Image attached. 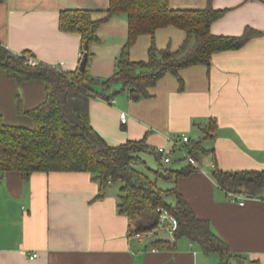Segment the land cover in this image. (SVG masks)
<instances>
[{"label":"crops","instance_id":"1","mask_svg":"<svg viewBox=\"0 0 264 264\" xmlns=\"http://www.w3.org/2000/svg\"><path fill=\"white\" fill-rule=\"evenodd\" d=\"M108 3L1 0L0 44L15 53L28 51L37 61L75 70L81 36L59 29V13L89 9L97 11L94 16L98 17ZM169 5L196 10L205 8L207 0H169ZM211 6L224 10L211 23V33L239 36L250 28L256 34L239 48L213 53L208 66L183 67L177 75L166 72L145 97L131 100L123 91L110 101L92 98L89 120L111 146L144 139L154 151L162 146L172 153L179 150L183 156L191 142H198L201 152L193 157L195 164L183 156L186 162L167 168L179 171L191 165L195 170L187 176L168 175L167 180L232 253L224 264L247 260L264 264V196L246 195L245 203L239 205L229 200V191L219 187L212 176L215 165L229 172L264 169V0H212ZM97 37L90 44L89 72L106 78L113 73L126 42V15L112 16L97 29ZM185 37L174 26L158 28L153 37L139 35L129 58L146 61L152 38L158 50L174 51ZM119 88L114 85L106 94ZM44 100L42 81L18 83L0 71V116L6 124L32 127L27 111ZM121 113L126 114L124 123ZM181 134L189 142H178L175 147ZM112 184L105 196L96 198L98 184L87 172H34L26 179L17 171L1 174L0 264L221 263L219 253H205L186 237L175 240L173 247L153 246L150 239L145 243L133 237L135 223L119 213V190ZM32 253L37 256L29 259Z\"/></svg>","mask_w":264,"mask_h":264},{"label":"trees","instance_id":"2","mask_svg":"<svg viewBox=\"0 0 264 264\" xmlns=\"http://www.w3.org/2000/svg\"><path fill=\"white\" fill-rule=\"evenodd\" d=\"M211 1L207 0V6L203 9L191 10L173 9L169 0H109L108 7L100 11L98 17L94 16L97 11L89 9L60 11L59 29L77 32L81 36L82 55L79 59L87 52L84 71H80L79 65L75 70L66 71L58 65L37 60L34 64H28L27 57H32V53H15L0 44V71L18 83L40 80L45 84V100L27 111L33 122L32 127L6 124L0 116V175L17 171L26 179L34 172H87L98 184L96 198L105 196L109 183L119 182L117 209L135 223L133 232L155 228L159 216L157 208H165L177 220L173 231L175 240L186 237L205 253L217 252L221 255L220 264H224L226 258L233 256L232 253L211 229L210 223L195 214L176 185L162 190L146 173L133 166L140 159L141 152L154 153L160 160L146 141L128 140L111 146L89 120V102L92 98L98 96L110 101L123 91L131 100L145 97L148 88L155 85L166 72L177 75L183 67L195 64L208 66L213 53L239 48L256 34L250 28L239 36L211 33V23L224 12L214 9ZM119 14L127 17L126 42L116 58L113 73L106 78L95 77L89 72L93 55L90 44L98 41L97 29ZM166 26H174L186 34L177 50H158L152 38L146 61H132L129 58V50L139 35L149 34L153 37L158 28ZM114 85H120V88L106 94ZM190 144L188 153L197 158L201 147L198 142ZM194 170L188 165L179 171L160 168L155 173L167 180L168 175L187 176ZM212 176L225 191L264 196V169L229 172L221 171L215 165ZM164 195H170L173 202H166ZM151 245L173 247L174 244L155 242ZM243 264L261 263L247 260Z\"/></svg>","mask_w":264,"mask_h":264},{"label":"built area","instance_id":"3","mask_svg":"<svg viewBox=\"0 0 264 264\" xmlns=\"http://www.w3.org/2000/svg\"><path fill=\"white\" fill-rule=\"evenodd\" d=\"M81 53H79V57H81ZM27 63L28 64H34L36 63V59L29 56L27 57ZM60 67L61 64H56ZM120 120L122 123L126 121V114L121 113L120 115ZM181 142L184 145L189 142L188 136L181 134L180 137H177L176 142L174 143L175 147L177 146V143ZM155 152L160 156V161L162 163H169L171 161L170 155L172 151H169L165 149L164 147H156ZM183 156L190 161L192 164H195V161L193 157L188 153V152H183ZM229 200L238 203L239 205H243L245 203V199L247 198L246 194L241 193V192H229L228 193ZM157 212L159 214L158 216V223L155 228L149 231H144V232H132L131 235L133 237H136L138 239H151L155 235L160 234V233H170L173 235V231L176 229L177 226V220L176 218L169 213V211L165 208H157ZM153 251L158 250V248H153ZM37 256V253H32L29 255V259H33Z\"/></svg>","mask_w":264,"mask_h":264},{"label":"rangeland","instance_id":"4","mask_svg":"<svg viewBox=\"0 0 264 264\" xmlns=\"http://www.w3.org/2000/svg\"><path fill=\"white\" fill-rule=\"evenodd\" d=\"M181 136V135H180ZM179 136V137H180ZM195 138V137H194ZM185 152V151H184ZM139 156L141 157V160H138L133 163V166L138 169L141 172L146 173L149 178L156 182V185L161 188L162 190H167V188L173 187V182H170L160 175L156 174L155 171L160 170V168H176L177 163L186 162V159L182 156L181 152L179 150H175L174 153H172V162L171 163H162V167H160L161 161H159L154 154L147 153V152H141L139 153ZM180 156V158H179ZM113 188L118 189L120 187V183L116 182L113 183ZM164 199L168 203H172L173 199L170 195H164ZM149 240L144 239V242H148Z\"/></svg>","mask_w":264,"mask_h":264},{"label":"water","instance_id":"5","mask_svg":"<svg viewBox=\"0 0 264 264\" xmlns=\"http://www.w3.org/2000/svg\"><path fill=\"white\" fill-rule=\"evenodd\" d=\"M85 48H88V44L85 45ZM86 62H87V52H85L82 56V59L79 62V69L80 71H84L86 67ZM175 241L173 235L170 233H160L155 235L150 242L155 243V242H164V243H170L173 244Z\"/></svg>","mask_w":264,"mask_h":264}]
</instances>
